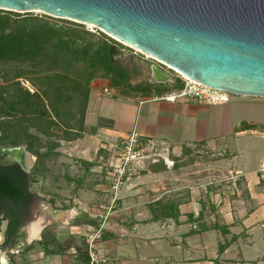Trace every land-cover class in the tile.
<instances>
[{
    "label": "crops",
    "instance_id": "0c3cea01",
    "mask_svg": "<svg viewBox=\"0 0 264 264\" xmlns=\"http://www.w3.org/2000/svg\"><path fill=\"white\" fill-rule=\"evenodd\" d=\"M158 95L116 94L127 100L116 103L134 104L108 127H98L94 118L87 122V103L85 125L94 127L95 132L72 141L60 140L58 157L68 154L90 162L89 166L80 162L83 167L78 175L61 177L75 183L71 195L66 197L59 191L48 198L40 197L57 212L32 201L12 247H2L5 221L0 231V255L5 251L2 257L6 262L0 264H86L84 234L101 225L98 254L104 264H264V175L259 170L264 148L256 153L259 162L255 166L250 148L255 137L248 136L257 132L264 137V115L240 110L245 105L264 109V97L253 96L252 100L259 103H247V95H238L228 105L193 98L171 102L155 99ZM226 106L229 113L231 108L238 109L228 128ZM91 114L96 116L93 111ZM255 115L259 118L252 117ZM246 124L255 126L245 128ZM133 130L141 145L163 150L153 153L162 162L158 157L151 162L145 157L139 159L134 171L115 190L110 167L99 163L106 153L99 150L121 141ZM232 133L233 147L229 150L223 142ZM194 150L216 156L203 168L206 172L200 169L203 171L196 176H192L190 165H174L170 158ZM164 157L173 164L165 163ZM225 159L237 161L229 166ZM70 166V173L77 171ZM54 182L58 186V180ZM159 200L178 201L179 223L172 218L150 219L149 205ZM199 215L202 217L197 219Z\"/></svg>",
    "mask_w": 264,
    "mask_h": 264
},
{
    "label": "trees",
    "instance_id": "16d2710c",
    "mask_svg": "<svg viewBox=\"0 0 264 264\" xmlns=\"http://www.w3.org/2000/svg\"><path fill=\"white\" fill-rule=\"evenodd\" d=\"M117 46L122 44L82 23L0 9V63L17 64L0 83V145H23L36 158L29 174L16 166H0V216L6 221L2 247L16 243L38 196L31 185L48 176L49 162L60 155L59 141L95 132L84 121L92 80H107L115 95L123 96L162 94L182 87L177 73L169 86L133 82L140 66L132 57L124 61L116 56ZM178 204L161 200L150 204V219L172 218L179 223Z\"/></svg>",
    "mask_w": 264,
    "mask_h": 264
},
{
    "label": "water",
    "instance_id": "95a60500",
    "mask_svg": "<svg viewBox=\"0 0 264 264\" xmlns=\"http://www.w3.org/2000/svg\"><path fill=\"white\" fill-rule=\"evenodd\" d=\"M0 9L91 24L189 79L264 97V0H0ZM151 73L155 83L174 81L157 64ZM35 159L23 145H0L1 166L29 174Z\"/></svg>",
    "mask_w": 264,
    "mask_h": 264
},
{
    "label": "rangeland",
    "instance_id": "374dc122",
    "mask_svg": "<svg viewBox=\"0 0 264 264\" xmlns=\"http://www.w3.org/2000/svg\"><path fill=\"white\" fill-rule=\"evenodd\" d=\"M31 14L33 15H40V14H44L40 11H30ZM22 13H26V12H22ZM86 28H88L89 30L94 31L95 29H97L96 27H94L91 24H84ZM116 48H118L120 50V53L117 52L115 55L116 56H120L124 61H127V58L132 57L136 60V62L139 64L140 69H141V73L135 77L133 79V82H149V83H153V84H164V83H155L154 80L152 79V73H151V66L153 64H157L160 68H162L164 71H166L169 75H171L173 78L176 76V72L172 69L169 68V66L167 65H162L160 64L157 60L149 57L146 54H143L141 52H139L138 50H136L135 48H130L127 47L125 45L122 44V46H117ZM17 64L13 63V62H9V63H0V83L2 82V75H9L10 73L12 74L13 68L16 67ZM104 81V82H103ZM103 81L100 80H92V82L90 83V97H89V101H88V114L87 116L89 117L87 119V122H93L91 121L94 118V124H97L98 127H108L111 125L112 121L114 120L115 117L121 116V114L123 113V111L127 112V108H131V106L134 103H130V105H126V103H116L117 100L119 101H123V98L117 97L115 96L114 90L112 88L109 89L108 92H104L102 90V86L104 84H106L107 80L103 79ZM170 83V82H167ZM172 84V82H171ZM24 85L31 87V85L29 84V82L24 81ZM170 85V84H169ZM154 93V92H153ZM152 94V93H151ZM138 95V94H137ZM141 96V95H138ZM229 99L226 103H228V105H230L233 102V98L234 97H239L237 94H229L228 95ZM241 97V96H240ZM246 98H244V101H247V103H259V102H255L252 99H254L253 96H245ZM116 100V101H115ZM127 101V100H124ZM136 104V103H135ZM227 108H225L224 110V115H225V122L227 124V128H228V124L230 121L231 117H235L237 116V112L238 109H233L231 108V113H229V106H226ZM242 110H245V112L250 113V110L253 111H261L263 112L264 115V109H262V107H258V106H252V105H245L241 107ZM92 111L96 114V116H92ZM254 118H259L256 115L252 116ZM96 122V123H95ZM88 132V129L87 131ZM262 134H259L256 132V134L253 136L248 134V136L250 137H255V139L253 138V140H255V143H253V145L250 146L252 152H253V156L251 158V162H253V164L255 166L258 165V160H257V155L256 153L259 152L261 149L264 148V137L260 136ZM247 136V137H248ZM111 143H117L118 144V149H119V145H120V141H115V142H111ZM186 144V143H183ZM223 144L225 145V148H229V150L233 147V133L231 135H227L226 137V141L223 142ZM59 147H61V143L59 141ZM58 147V149H59ZM139 147L140 149H143V153L145 156V160L150 161L153 158H157L158 156H156L153 153H158L159 151H161V153H163L162 149H160L159 147H154L151 146V144L149 146L147 145H141V143H139ZM67 149V147H66ZM118 149H109L108 147H102V151H105L106 156L103 157V159H99V163H103L108 165V163H112L115 162V159L118 157V154L120 152V150ZM68 153V150H66ZM264 151H262L260 153L263 154ZM216 156H211L210 153H204V152H197V151H193L191 154L189 153L188 155H182L180 157H175L170 155V158L174 160V165L178 164V165H190L192 168V170L194 171L192 173V176H196L198 174L201 173V171L205 170L203 169L205 167L206 164H208L209 162H211V160H214ZM221 157V156H218ZM159 161L162 162V159H160L158 157ZM242 158H240L238 161H241ZM224 163H227V165L229 164V166H231L232 164L235 165L236 161H230L225 159ZM96 162V161H94ZM80 160L78 158H75L74 156H69L68 154H66V156H64L62 154L61 157H56V158H52L51 161L49 162V167H50V172L48 174V179H41L38 182L34 183L31 185V188L36 191L38 193V197H43V198H48L49 196H51L53 193L56 192H61L62 194H64L66 197L71 195L73 192V190H75L74 186L75 183H72L71 181H69L68 179H61L62 176H69V177H74L76 175L79 174V170L81 169L80 166ZM70 165H74L73 170H77L76 172H69V166ZM136 165V162H135ZM71 167V166H70ZM134 168H136V166H134ZM203 169V170H200ZM204 173L206 172L203 171ZM72 174H74V176H71ZM50 176V177H49ZM52 177V178H51ZM58 180L57 184L58 186H55V182ZM49 181H53V183L49 182ZM49 192V193H48ZM36 202L38 201L37 199H34ZM39 202V201H38ZM59 206H64L63 204L59 205ZM5 225V220L2 219V217H0V231H2V229L4 228Z\"/></svg>",
    "mask_w": 264,
    "mask_h": 264
},
{
    "label": "built area",
    "instance_id": "2783aa9c",
    "mask_svg": "<svg viewBox=\"0 0 264 264\" xmlns=\"http://www.w3.org/2000/svg\"><path fill=\"white\" fill-rule=\"evenodd\" d=\"M177 76L182 80V87L177 89H172L166 91L158 96H155V99H162L165 101H177L179 99L193 98L197 99L206 104H222L226 103L229 99L228 95L230 92L223 91L221 89L212 88L206 86L200 82L189 79L181 74L177 73ZM110 86L108 83L102 86L104 92H108ZM109 149H118V144L109 143L105 148ZM120 152L118 157L115 159V162L108 163L110 170L114 177L113 188L118 189L119 185L122 183V180L125 176L130 175L134 171L135 162L139 159L144 158L142 150L139 147L138 134L135 130L131 131L120 141L119 149ZM165 163L168 165L173 164V161L164 157ZM260 172L264 175V160L260 164ZM230 178L235 181V176H230ZM115 201V198L112 199V203ZM108 214V212H106ZM102 225L98 228L91 229L86 231L85 242L88 253V262L86 264H104L105 260L98 254V241L102 235ZM5 251H2L0 255L1 263L6 262V258L2 257Z\"/></svg>",
    "mask_w": 264,
    "mask_h": 264
},
{
    "label": "flooded vegetation",
    "instance_id": "af4514ba",
    "mask_svg": "<svg viewBox=\"0 0 264 264\" xmlns=\"http://www.w3.org/2000/svg\"><path fill=\"white\" fill-rule=\"evenodd\" d=\"M173 83V82H172ZM169 84H171V82L170 83H164V85H167V86H169ZM1 166V165H0ZM14 166H16V167H18L22 172H24L18 165H10V166H2V167H14ZM25 173V172H24Z\"/></svg>",
    "mask_w": 264,
    "mask_h": 264
},
{
    "label": "bare ground",
    "instance_id": "6f19581e",
    "mask_svg": "<svg viewBox=\"0 0 264 264\" xmlns=\"http://www.w3.org/2000/svg\"><path fill=\"white\" fill-rule=\"evenodd\" d=\"M28 162H31V158L30 157L28 158Z\"/></svg>",
    "mask_w": 264,
    "mask_h": 264
}]
</instances>
